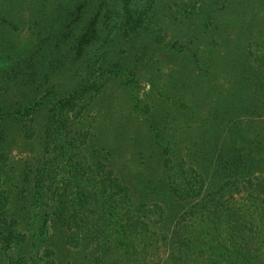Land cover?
Here are the masks:
<instances>
[{"label":"trees","instance_id":"obj_1","mask_svg":"<svg viewBox=\"0 0 264 264\" xmlns=\"http://www.w3.org/2000/svg\"><path fill=\"white\" fill-rule=\"evenodd\" d=\"M158 3L0 0V264H65L68 251L84 264H264V121L252 134L228 104L209 122L217 137L190 138L189 116L181 145L170 113L135 97L149 132L146 146L129 138L132 163L86 122L102 79L120 77L111 52ZM181 99L161 102L193 113ZM17 139L39 148L13 159Z\"/></svg>","mask_w":264,"mask_h":264},{"label":"rangeland","instance_id":"obj_2","mask_svg":"<svg viewBox=\"0 0 264 264\" xmlns=\"http://www.w3.org/2000/svg\"><path fill=\"white\" fill-rule=\"evenodd\" d=\"M208 1L160 0L158 13L152 15V11L144 17L147 29L140 28L134 40L123 37L107 59L120 63L115 67L121 74L102 79L104 98L92 104L86 122L91 120L93 127L103 133V144L113 146L118 139L121 162L132 163L130 137L146 146L148 122L140 111H133L135 97L142 107L153 105L149 111L156 110L158 119L170 113L169 132L181 145L186 142L184 124L189 116L194 130L190 138L200 132L217 137L222 126L209 122L228 104L239 112L243 125L255 119L249 125L252 134L263 123L264 108H255L253 98H258L260 105L264 101V4L261 0ZM29 17L28 8L20 11L23 29L13 36L16 42L26 36ZM205 22L210 24L207 29ZM93 78L99 80L97 75ZM126 82L135 83L134 88ZM169 95L172 99L182 98L180 101L193 113L189 115L184 107L177 106L178 101L161 102ZM12 146L16 149L10 155L13 159L33 149L21 145L19 139ZM33 147L32 152L39 148L37 144ZM66 256L65 264H84L81 253L68 251Z\"/></svg>","mask_w":264,"mask_h":264}]
</instances>
